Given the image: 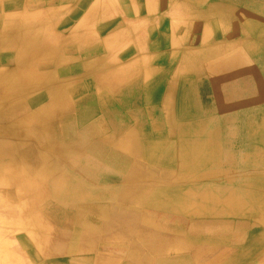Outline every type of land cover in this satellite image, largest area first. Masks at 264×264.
Listing matches in <instances>:
<instances>
[{
    "label": "bare ground",
    "instance_id": "6f19581e",
    "mask_svg": "<svg viewBox=\"0 0 264 264\" xmlns=\"http://www.w3.org/2000/svg\"><path fill=\"white\" fill-rule=\"evenodd\" d=\"M77 257L264 264V0H0V264Z\"/></svg>",
    "mask_w": 264,
    "mask_h": 264
},
{
    "label": "crops",
    "instance_id": "0c3cea01",
    "mask_svg": "<svg viewBox=\"0 0 264 264\" xmlns=\"http://www.w3.org/2000/svg\"><path fill=\"white\" fill-rule=\"evenodd\" d=\"M145 1V0H144ZM162 2V1H161ZM160 2V3H161ZM147 18V16L146 15H139L136 19H132V20H135V24L137 23V24H139V23H142L143 21H144V19H146ZM160 18V17H159ZM163 18V17H162ZM166 19V21H167V26L164 28V27H162L161 28V31H163L164 33H166L167 35H171V33H172V30H171V22H169V18H165ZM129 20V19H128ZM183 20V25H182V29H181V31L180 32H178V33H180L181 35H185V34H187V33H192V34H196L197 33V35H200V33H201V30H202V28H203V26H204V24H205V21H203V20H201V19H196V23H197V25L196 26H198V28L195 30V31H190V29L189 30H186V27H191V23H190V21H188L189 20V18L187 19V18H183L182 19ZM124 21H127L126 19H124ZM159 44H161V45H163V49H165V50H167L168 51V49H170V47H171V44H170V42H169V39H168V41H167V43L165 44V47H164V43L163 42H158ZM157 43V44H158ZM194 46H197L196 48L198 49V48H200V47H198L199 46V43L198 44H189L187 47H194ZM166 61V62H165ZM164 62H163V64L164 65H166V66H168L169 64H171V62L167 59V60H165ZM202 78H204V77H202ZM209 79V78H208ZM12 240H15L14 238H12ZM15 242V241H14Z\"/></svg>",
    "mask_w": 264,
    "mask_h": 264
},
{
    "label": "rangeland",
    "instance_id": "374dc122",
    "mask_svg": "<svg viewBox=\"0 0 264 264\" xmlns=\"http://www.w3.org/2000/svg\"><path fill=\"white\" fill-rule=\"evenodd\" d=\"M252 105H249L248 106V108H247V112H246V114L248 115L249 114V112H250V107H251ZM238 121H241V119H239ZM238 126V125H237ZM243 134L240 136V133L238 134V136L239 137H241V138H243V139H240V138H238V140L240 139V141H245V142H248V140L247 139H244V137L246 138V133L245 132H242ZM245 134V135H244ZM237 136V137H238ZM229 224H231V231H229V232H234V231H238V232H244L245 230H246V228L244 227V226H242V224L241 223H238V222H230ZM238 226V228L237 229H239V230H237L235 227H237ZM243 228H245L244 230H242ZM249 232H250V234H254L253 232L254 231H252L251 229H249L248 231H246L244 234L246 235V236H244L245 238H246V240L249 238L248 236V234H249ZM68 264H73V263H75V264H87L83 259H82V257H80V258H69V260H68Z\"/></svg>",
    "mask_w": 264,
    "mask_h": 264
}]
</instances>
